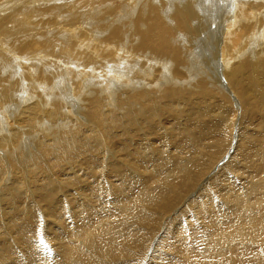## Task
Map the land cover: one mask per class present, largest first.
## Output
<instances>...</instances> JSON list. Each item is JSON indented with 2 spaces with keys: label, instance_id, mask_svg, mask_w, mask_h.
Instances as JSON below:
<instances>
[{
  "label": "bare ground",
  "instance_id": "6f19581e",
  "mask_svg": "<svg viewBox=\"0 0 264 264\" xmlns=\"http://www.w3.org/2000/svg\"><path fill=\"white\" fill-rule=\"evenodd\" d=\"M69 1L0 0V264H147L182 192L197 183L193 219L214 224L212 243L192 256L168 240L151 259L245 264L246 237L264 242V0H145L161 4L141 22L137 62L120 71L126 80L117 71L104 87L90 76L61 89L46 64L51 45L37 41L56 30L51 2ZM116 47L101 39L94 52L72 54L94 73ZM194 60L200 66L191 74L185 67ZM169 66L174 79L166 82ZM232 127L240 157L228 163L231 175L225 167L212 179ZM236 175L245 177L242 193L233 189ZM236 211L229 228L217 229ZM136 250L141 261L130 259Z\"/></svg>",
  "mask_w": 264,
  "mask_h": 264
},
{
  "label": "rangeland",
  "instance_id": "374dc122",
  "mask_svg": "<svg viewBox=\"0 0 264 264\" xmlns=\"http://www.w3.org/2000/svg\"><path fill=\"white\" fill-rule=\"evenodd\" d=\"M116 1L117 0H114V2H111V0H96V2H92L90 0H81V1L71 0L69 2H58V3L51 2V5L58 7L57 9L58 14L55 25L56 30L55 31L53 30L48 37H45V35H41L40 39L37 41V46L42 44L51 45V48L47 51L49 55L48 62L46 61V58H44V61H46V64L52 66L51 72L53 76H56L57 81L60 83L59 87L61 89H65V88L67 89V86L69 84H73L78 79L82 83L83 80H87L90 76H92L97 81L98 84H101L104 87L111 77L115 78L116 80L117 71L120 73V71L126 70L125 66H127V64L133 65L135 64V62H137V58H135L134 53L137 50H141L140 49L141 42L136 40V36L140 34L142 31L141 22L145 20L146 14L149 13V11L152 10V8L157 6V4H161V2H145V0H139V2H135V1L129 2L124 6ZM116 3H118L117 7H116ZM165 3H169V2H165ZM39 5L40 3L38 2L36 6L39 7ZM161 8L165 10L167 6H163ZM140 16L141 18L138 19ZM159 16L160 19L164 23H166L165 20L163 19V16L160 13V10H159ZM33 19L35 18L34 17L31 18L29 16L28 21H31ZM73 21H76L75 26L71 25ZM24 28H25L24 30L25 32L27 31L30 32V33H26L30 36L32 34L31 30H33V28L28 27L26 25H24ZM116 30L117 33H115ZM74 38H76L77 40L75 44L68 42L69 40H72ZM101 39H104L105 44H111L116 41L118 42L119 48L116 47L111 51V54L113 53L118 54L117 58H116V54L115 56L111 55L110 58L113 56L114 58L106 63H101V65L104 68L97 66L95 68L94 73H89L88 71H84L85 70L84 67L88 63L84 62V59L82 58L75 57V55L72 54V52H74L75 54L81 52L83 53L94 52V50L98 48L99 41ZM14 40L15 37H11L6 42L5 47L7 54H9L8 53L9 50L13 51ZM80 40H82L81 51L77 52L73 47L80 45L79 43ZM98 56H100V53H98ZM10 57L13 56L10 55ZM198 58L201 59V57H196V59ZM204 58L209 60L213 68L215 67L216 65L215 60L210 59L208 56H206V54H204ZM87 60L91 62V59H87ZM147 62L148 60L143 62V64L148 66V64H146ZM145 65H143L141 69H145ZM198 65L200 66L199 60L197 61L194 60L192 63L186 64L185 69L191 67V74H193V72H198L199 70L197 67ZM172 73H173V67L169 66L165 73L166 82L169 81L170 79L171 81H173L174 75ZM53 76L52 79L54 78ZM74 77H76V80ZM120 78H122L121 73L119 74V79ZM133 79L134 78H129L128 83L131 82ZM121 80L125 81L126 79L124 77ZM114 92H116V88L114 89ZM42 95L44 94L41 93L40 97ZM231 103H234L233 100L231 101ZM80 106H82V104ZM233 107H234V118H235L238 109L236 106ZM235 132L236 129L233 132V127H232V130L230 131L231 135L229 137L230 144L223 151L224 154L223 159L220 162H217L219 168L214 173V176H212V179H216L217 177H219L220 173L224 170L225 167H227L225 168L227 172L224 173V176H227L229 174L231 175L230 173L231 171L229 170L231 168V165L230 164L228 165V163L230 162V160L233 159V156L236 155L234 152V150L236 149L234 147V144L237 143V138L236 135L234 134ZM253 133H255V131ZM218 157L219 156H216L214 160H217ZM236 157L239 158L240 155H236ZM235 177H236L237 186L233 189H235L236 191L238 190V192L242 193L243 188L245 186L244 183L245 177L242 178V175H236ZM240 183L241 184L244 183V185H242L243 188L240 187ZM197 186L198 183L193 189H186V191L182 192L180 199L176 202L175 206L173 207V209L176 211L175 214H173L174 211L173 210L163 215V219H165L168 215H172V214H173L172 215L173 218L170 221H168L165 227L166 232H164V236L160 239V242L157 245V249L155 250L153 248L147 253L146 255V257H148L147 264H154V262L156 263L158 262L157 264H161L160 259L159 260L155 259L154 261L151 258L160 257L162 254L165 253V248L167 247L168 240L170 244H172L173 241H175L174 244L179 245L174 247L176 249L177 248L179 249V255H180V251L185 252L187 248L191 247L189 251H190V255L192 256L197 252L196 250L201 251V249L204 246L212 243L211 237L214 236L215 234L213 230H211L210 228L214 227V224L208 219H204V217H201L203 218V221L201 223H198V220L193 219V214L194 211L196 210L195 204L196 202H199L198 201L199 198L194 192L197 189ZM255 197L256 196H250L252 200H254ZM263 199L264 198L262 197V200ZM185 201H187L188 204L185 205L184 203ZM198 215H200V213H198ZM238 218H239L238 211L229 212V215L225 217V221L223 224L220 225L216 224L218 226L217 229L225 230L226 228H229L232 225V221ZM261 223L262 225L260 224L259 228L261 227L260 230L264 231V223L263 222ZM203 224L204 226L202 228L206 227V229L209 230H207L205 233H200L199 231L202 230V228L200 227ZM185 226L189 227L190 232L193 231V233L191 232L192 237L183 238L187 233H188L187 235H190V232H186L187 229H185ZM162 234L163 232L159 230V232L156 234V236L153 239V246L155 245L156 240ZM177 235L182 237L176 239ZM199 235L203 236V238H200ZM246 238L247 240L245 241H247V243L245 248L243 249L244 252L243 251L240 252V256L241 257L242 255L244 256L243 263L254 264L255 262L256 263L259 262L258 264L260 263L264 264V262L261 261L264 255L261 252H260L261 256L257 255L260 249H263L264 251V242L262 244L257 241L252 242L251 240H253V238L250 236L249 237L247 236ZM254 242L257 245H255ZM248 244L251 246L249 247ZM253 244L255 247L254 249H257L256 247H258L259 249L257 250L258 252L252 248ZM247 250L251 253V255L250 253H248ZM171 252L167 251L166 253L167 257L171 256V258L169 259H172L173 255L176 256L177 254L174 251V249H172ZM225 252L229 253L230 251L228 252V250H225ZM254 254L255 256L261 259L258 258L253 259ZM255 256L254 258H256ZM141 257L142 255H139V250H136L135 256L130 257V259L133 258L136 259L137 261H141L140 259ZM197 257L203 259L202 260L199 258L201 260L200 263H202L205 259H207L201 255ZM144 262L145 259L143 263ZM218 262L219 264H235L230 261L229 262L226 261L227 262L226 263L225 260L224 262L223 261L222 262L218 261ZM218 262L213 264H218ZM163 264H166V261H164ZM203 264H208V263L204 262ZM236 264H239L237 263V260H236Z\"/></svg>",
  "mask_w": 264,
  "mask_h": 264
}]
</instances>
